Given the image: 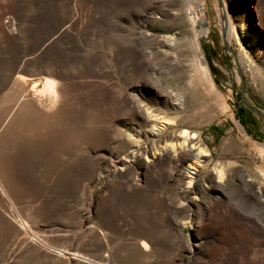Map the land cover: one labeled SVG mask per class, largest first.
Masks as SVG:
<instances>
[{
	"label": "rangeland",
	"instance_id": "1",
	"mask_svg": "<svg viewBox=\"0 0 264 264\" xmlns=\"http://www.w3.org/2000/svg\"><path fill=\"white\" fill-rule=\"evenodd\" d=\"M202 1L0 0V264H262L264 0Z\"/></svg>",
	"mask_w": 264,
	"mask_h": 264
},
{
	"label": "bare ground",
	"instance_id": "2",
	"mask_svg": "<svg viewBox=\"0 0 264 264\" xmlns=\"http://www.w3.org/2000/svg\"><path fill=\"white\" fill-rule=\"evenodd\" d=\"M186 1L188 4L189 14L192 16V18L195 19V22L197 24H201L203 21H205L203 1L202 0H186ZM221 13L223 14L226 13L224 7L221 9ZM224 19L225 20L221 24V28L223 32L226 34V37L228 39L233 37L236 40V42H238L239 44V40H238L240 39L239 33L242 35V37L245 34H247L244 28L245 20L243 21V24L239 25V31L236 32L232 28L229 19L226 18ZM200 34L202 36H206V32H201ZM35 95H42V96L48 95L50 99H53L55 97V82L53 80L46 79L45 82L42 84V88L39 91H37ZM195 136L196 135H191L189 138H185V134H183L180 137L182 138V141L176 143L174 148L171 149L164 148L165 152L168 151L171 152L172 155L175 156L178 161H181V163L190 162L187 165V171H188L187 173L189 174H190L189 170H196V167H199L200 164L204 162L203 159H206L208 156V153L204 149L200 148L198 142L195 141L196 140ZM209 179H210L209 181L210 188L215 192L216 195H219L220 192H225L228 190V188H231L230 186L232 184L230 182V179L226 178L224 180H220V179L214 180L212 177H210ZM191 184H192V178L188 181V186H190ZM220 251H222V246H216L215 252H220ZM246 256L249 257L250 260H252V258H257L262 262V264H264V251L254 250L253 252H251V254L249 253ZM244 257L245 256L243 255L242 257L243 259L239 260L238 264H246ZM261 258L263 259L261 260ZM212 264H221V263L215 260L213 261Z\"/></svg>",
	"mask_w": 264,
	"mask_h": 264
},
{
	"label": "water",
	"instance_id": "3",
	"mask_svg": "<svg viewBox=\"0 0 264 264\" xmlns=\"http://www.w3.org/2000/svg\"><path fill=\"white\" fill-rule=\"evenodd\" d=\"M238 77L240 79V85H241V98H242V102L244 104V107L251 112L252 114L256 115L257 117H259L262 121H263V136H264V115L256 108L251 107L249 104H247L245 102V100L243 99V94H244V82H243V78L241 73L238 71Z\"/></svg>",
	"mask_w": 264,
	"mask_h": 264
}]
</instances>
